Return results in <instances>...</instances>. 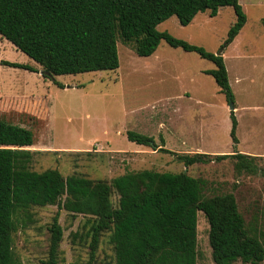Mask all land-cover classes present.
Returning a JSON list of instances; mask_svg holds the SVG:
<instances>
[{"label": "rangeland", "instance_id": "rangeland-1", "mask_svg": "<svg viewBox=\"0 0 264 264\" xmlns=\"http://www.w3.org/2000/svg\"><path fill=\"white\" fill-rule=\"evenodd\" d=\"M239 3L247 22L239 39L225 49L236 22L232 7L220 8L216 17L201 13L188 26L176 16L158 26L159 31L209 53L223 54L233 93L230 102L205 73L215 69L213 62L172 48L166 41L150 57H140L130 45L118 42V70L50 80L43 77L40 65L0 36L1 61L38 71L0 63V119L33 132L34 146L27 148L34 153L31 169H56L65 177L108 182L142 170L187 173L206 181V197L232 194L247 225L263 229L264 0ZM231 112L238 120L236 151L255 157L256 173L238 171L235 159L186 167L172 154L127 138L129 131L153 137L159 146L177 154H230L235 151ZM113 202L118 203L116 194ZM58 212L63 229L60 264L115 263L109 233L101 236L92 258L88 220L48 206L33 207V221L27 226L17 224L13 248L22 264H42L48 258L49 228ZM198 253V264H215L209 224L202 212L198 213Z\"/></svg>", "mask_w": 264, "mask_h": 264}, {"label": "trees", "instance_id": "trees-1", "mask_svg": "<svg viewBox=\"0 0 264 264\" xmlns=\"http://www.w3.org/2000/svg\"><path fill=\"white\" fill-rule=\"evenodd\" d=\"M232 7L236 22L223 48L237 38L247 22L239 0H0V36L42 67L46 79L120 67L118 42L140 57H150L162 41L172 48L196 53L215 64L211 75L228 102L233 100L224 57L161 32L158 26L176 16L188 26L201 13L218 15ZM6 66L35 68L1 61ZM57 84V83H56ZM59 87L64 88L62 84ZM230 154H177L153 137L127 132L129 141L172 154L186 167L235 159L236 169L258 172L255 157L236 151L238 120L231 112ZM33 132L0 119V264H22L15 256L17 224L32 223L33 207L58 206L89 224L91 257L103 234H110L114 264H198V213L209 224V244L215 264H262L264 228L248 226L232 194L205 196L206 181L187 173L142 170L127 172L111 182L81 175L65 177L56 169H31ZM118 196L117 205L113 195ZM59 212L49 228L48 258L60 264L63 229Z\"/></svg>", "mask_w": 264, "mask_h": 264}, {"label": "crops", "instance_id": "crops-1", "mask_svg": "<svg viewBox=\"0 0 264 264\" xmlns=\"http://www.w3.org/2000/svg\"><path fill=\"white\" fill-rule=\"evenodd\" d=\"M197 17H198V15L195 17V19L192 21V23L197 19ZM242 31H243V29L241 30V32H242ZM241 32H240V33H241ZM240 33H239V35L237 36V38L233 41V43L239 39V37H240ZM233 43H232V44H233ZM230 45H231V44H230ZM230 45H229V46H230ZM222 55H223V54H222ZM189 96H191V95H189ZM240 153H241V152H240ZM243 154H244V153H243Z\"/></svg>", "mask_w": 264, "mask_h": 264}, {"label": "water", "instance_id": "water-1", "mask_svg": "<svg viewBox=\"0 0 264 264\" xmlns=\"http://www.w3.org/2000/svg\"><path fill=\"white\" fill-rule=\"evenodd\" d=\"M221 55V54H220ZM230 108H231V110L233 111V110H235V107H234V105L231 103V105H230Z\"/></svg>", "mask_w": 264, "mask_h": 264}]
</instances>
